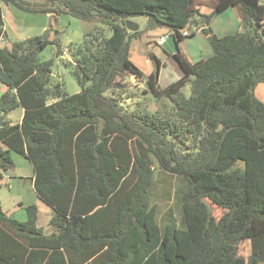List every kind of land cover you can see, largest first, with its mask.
Segmentation results:
<instances>
[{
  "label": "trees",
  "instance_id": "1",
  "mask_svg": "<svg viewBox=\"0 0 264 264\" xmlns=\"http://www.w3.org/2000/svg\"><path fill=\"white\" fill-rule=\"evenodd\" d=\"M43 1L38 10L23 0H0V38L3 3L101 20L105 28L69 45L73 61L64 63L80 86L75 93L53 80L55 59L39 58L48 45H61L58 40L37 35L0 45V180L15 167L12 151L25 155L38 196L53 209L54 228L47 234L38 226L36 204L26 206L27 219L20 220L0 200V264L264 261V102L255 92L264 83V2ZM230 7L244 31L219 36L210 23ZM140 14L148 17L146 27L128 30L126 21ZM162 26L174 39L183 75L162 87V61L155 57L145 91L156 108L138 100L129 109L124 99L137 94L126 91L128 77L145 75L131 59L132 42ZM193 28L212 49L196 61L180 45ZM19 107L22 121L14 122L9 114ZM156 168L183 181L180 223L173 214L163 226L158 221ZM248 240L245 256L240 248Z\"/></svg>",
  "mask_w": 264,
  "mask_h": 264
},
{
  "label": "rangeland",
  "instance_id": "2",
  "mask_svg": "<svg viewBox=\"0 0 264 264\" xmlns=\"http://www.w3.org/2000/svg\"><path fill=\"white\" fill-rule=\"evenodd\" d=\"M43 2V0H23L25 6L38 10L44 7L45 3ZM262 2H264V0H262ZM202 9H205V11H211L207 7H203ZM3 10L5 39L0 41V45H12L13 42L25 40L29 37L37 35L58 40L61 44L60 50L58 49V45L50 44L39 53V58L41 60L57 58L58 66L54 73L55 77L53 80L55 79L56 83L61 82L63 87L69 93L78 92L80 90V86L72 73V69L64 63L69 60L73 61V57L68 49L69 45L71 43L80 42L85 33L95 27H104V23L101 20L84 21L69 14H60L55 17L53 14L29 11L18 6L6 5L4 3ZM221 19L222 21L225 20L220 18V21ZM128 20L139 25L140 29H144L147 25L148 17L140 14L132 16ZM230 21L231 19L225 22V25H221V23H219V28L221 30H227L222 32L227 33L236 30L244 31V27L241 25H238V27L235 28L233 27L234 29H231L232 27L229 28L228 24H230ZM230 29L231 31H229ZM108 33L109 35L111 34L110 29H108ZM169 33L170 32L167 27L162 26L155 30H148L140 39L133 40L131 46V59L141 68L145 75L143 78L139 79L135 75H130L128 77L130 83L126 91L137 94L133 96V98L124 99V105L129 109H134L133 104H131V107L129 106V102L138 100L144 101L148 104L150 103L149 107L152 110L156 108V102L152 94L145 91L148 89L146 76L156 68L157 61L155 57L165 63L167 56L170 54V44L174 42L173 37H170L168 43L160 42V37L163 35H168L169 37ZM166 67H168L167 70L169 71L173 70V68H180L176 60L171 62L169 61ZM168 80H170L169 74L166 73V71L164 72L163 69L161 81L162 87L167 84ZM183 92L187 97H189L191 95V85H186L183 88ZM255 92L256 95L264 102V83L261 85L259 84L256 87ZM106 95H113L112 91L108 90ZM20 114L21 108H17L12 111L9 117L19 118ZM11 155L17 168H12L6 172L3 171V178L0 180V200L3 209L9 214L14 215L16 218H20V220H26V206L36 204L39 207L38 226L42 227L45 233H52L54 228L50 221L53 215V209H49L46 202L45 204L42 202L43 200H39V196L29 178H25L24 180L11 178V176L24 174L25 169L22 168V166L30 167L29 162L24 160L15 152H12ZM238 164L244 165L242 161ZM155 171V187L152 194V201L157 205L158 221L160 222V225H164L165 221L163 219L169 214H173L179 223L182 222L183 211L181 208L180 195L184 188L183 181L177 174L169 173L160 168H156ZM240 251L245 256H249L251 254L250 240L242 243ZM260 264H264V261L260 262Z\"/></svg>",
  "mask_w": 264,
  "mask_h": 264
},
{
  "label": "crops",
  "instance_id": "3",
  "mask_svg": "<svg viewBox=\"0 0 264 264\" xmlns=\"http://www.w3.org/2000/svg\"><path fill=\"white\" fill-rule=\"evenodd\" d=\"M202 12H210V11H205V9H202ZM220 18H223L225 19L224 21H220ZM229 19H231V21L229 22L230 24L229 25V28L232 27L231 29H234L235 27H238V25H240V19H239V16L236 12V10L233 8V7H230V8H227L226 10H224L223 12L217 14L211 21L210 23V26L211 28L213 29V31L218 34L219 36H223V35H226V34H230V33H235L236 31H233V32H222V31H227V30H221L219 28V23L224 24L225 22H227ZM217 24V26H216ZM225 25V24H224ZM234 27V28H233ZM228 28V29H229ZM231 29L229 31H231ZM224 33V34H222ZM171 34H169V37L166 39V41H164V43H168L169 42V39H170ZM163 43V42H162ZM174 44V46H173ZM181 49L182 51L187 55V57L192 60V61H196L202 57H207V56H210L212 54V49H211V46L208 42V39L206 36H204V34L201 33L200 30H197L193 35L185 38L182 42H181ZM171 46V52L170 54L167 56L166 58V61L165 63L162 62V65H161V70H160V83L162 81V74H163V69H164V72L166 71V73L169 74V78L170 80H168L167 84L165 86H167L169 83L179 79L182 75H183V70L180 66V64L178 63L179 65V69H175L173 68V70H167L168 67L167 66V63L170 61H174L176 60L174 54L177 52V49H176V45L175 43L173 42L172 44H170ZM206 53V54H205ZM177 61V60H176ZM178 62V61H177ZM163 67V69H162ZM263 84V83H262ZM261 85V84H260ZM256 90V89H255ZM21 108V114L19 116V118H11L14 122L16 121H22V118H23V114H24V108L23 107H19ZM12 112H10L11 114ZM9 114V115H10ZM12 152H15V151H12ZM16 154H19L24 160L28 161L29 164H30V167L28 166H22V168L25 169V172L24 174H18L16 176H11V178L15 179V178H18L19 180H24L25 178H29L34 186V167H33V164L30 162V160L25 156V155H22L20 153H17L15 152ZM14 168H17L16 164H15V167ZM13 168V169H14ZM6 172V171H5ZM39 200L42 201V199H40L39 197ZM44 202V201H42ZM45 203V202H44ZM46 204V203H45ZM49 206V205H47ZM39 208V207H38ZM49 209L51 208L50 206L48 207ZM52 210V209H51ZM14 216V215H13ZM20 219V218H19ZM22 220V219H21Z\"/></svg>",
  "mask_w": 264,
  "mask_h": 264
},
{
  "label": "water",
  "instance_id": "4",
  "mask_svg": "<svg viewBox=\"0 0 264 264\" xmlns=\"http://www.w3.org/2000/svg\"><path fill=\"white\" fill-rule=\"evenodd\" d=\"M126 27H127L128 30H132V31H136V30L139 29V25H137V24L131 22L130 20H127V21H126ZM44 38H46V37H44ZM60 48H61V45H58V49H59V50H60ZM153 58H154V57H153ZM57 66H58V60L55 59V60H54V72L56 71ZM54 77H55V75L53 74L52 78H54ZM121 86H122L121 84H117V85H115L116 88H121Z\"/></svg>",
  "mask_w": 264,
  "mask_h": 264
},
{
  "label": "built area",
  "instance_id": "5",
  "mask_svg": "<svg viewBox=\"0 0 264 264\" xmlns=\"http://www.w3.org/2000/svg\"><path fill=\"white\" fill-rule=\"evenodd\" d=\"M193 30H195V32L197 31V30H200V29H195V28H193ZM185 35H188L189 33H190V31H187V30H185L184 32H183ZM168 38V35H163V36H161L160 37V42H164V41H166V39ZM5 39V37H4V34H2V36H1V38H0V41L1 40H4Z\"/></svg>",
  "mask_w": 264,
  "mask_h": 264
}]
</instances>
